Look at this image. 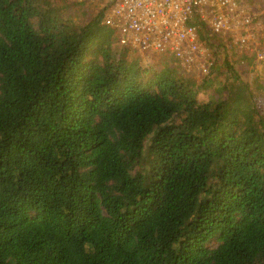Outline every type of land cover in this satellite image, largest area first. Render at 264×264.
<instances>
[{
	"label": "trees",
	"instance_id": "trees-1",
	"mask_svg": "<svg viewBox=\"0 0 264 264\" xmlns=\"http://www.w3.org/2000/svg\"><path fill=\"white\" fill-rule=\"evenodd\" d=\"M62 7L0 0V264H264V72L220 38L145 65Z\"/></svg>",
	"mask_w": 264,
	"mask_h": 264
},
{
	"label": "built area",
	"instance_id": "built-area-1",
	"mask_svg": "<svg viewBox=\"0 0 264 264\" xmlns=\"http://www.w3.org/2000/svg\"><path fill=\"white\" fill-rule=\"evenodd\" d=\"M102 8V22L141 56L175 57L201 76L220 38L250 57L252 75L264 72V0H105Z\"/></svg>",
	"mask_w": 264,
	"mask_h": 264
},
{
	"label": "rangeland",
	"instance_id": "rangeland-1",
	"mask_svg": "<svg viewBox=\"0 0 264 264\" xmlns=\"http://www.w3.org/2000/svg\"><path fill=\"white\" fill-rule=\"evenodd\" d=\"M49 1H51V0H49ZM69 1H70V3H67L66 0H54V2H56L57 6H59V7L63 6L62 8H64V9H66V5L67 6H72V4L75 3L76 7H78V4L80 3V0H69ZM88 2L91 5V7H90V9L92 11L91 15H95L97 13H100L99 9H101L102 10L101 12H103L104 9L102 7H105V0L99 1V7H96L97 5L93 4V3H90V1H88ZM80 11H82V12H80ZM85 12H87V7L86 6H83L81 9H76L74 11L75 18H77V20H79V19L82 20L83 16L81 14H83ZM81 23H82V21H81ZM231 52H229V51L225 52L224 50H222L221 55L222 56L229 55L230 58L232 59L234 57L231 55ZM143 60L144 61H142V63L145 64V65H152V64L154 65L155 62H156L157 65H159V64L164 63L166 60H168L169 62H171V63L175 64L176 66H178L180 72L185 73V74H187L189 76H192L190 73H186L185 72V69H184L182 63L175 57H169L167 55H165V56L164 55L163 56H156L154 54H148V55L145 56V58H143ZM233 60H235V59H233ZM252 72L253 71L251 70L250 71V76L247 79L248 81H250L249 82V87L251 89H253L254 91H256V92H259V89L263 86V83H259L258 78H259V76L262 73L256 74V75L255 74L252 75L251 74Z\"/></svg>",
	"mask_w": 264,
	"mask_h": 264
},
{
	"label": "clouds",
	"instance_id": "clouds-1",
	"mask_svg": "<svg viewBox=\"0 0 264 264\" xmlns=\"http://www.w3.org/2000/svg\"><path fill=\"white\" fill-rule=\"evenodd\" d=\"M141 56V55H140ZM141 58L143 59V58H145V56H141Z\"/></svg>",
	"mask_w": 264,
	"mask_h": 264
},
{
	"label": "crops",
	"instance_id": "crops-1",
	"mask_svg": "<svg viewBox=\"0 0 264 264\" xmlns=\"http://www.w3.org/2000/svg\"><path fill=\"white\" fill-rule=\"evenodd\" d=\"M143 56H145V55H143ZM143 60V59H142ZM144 61V60H143Z\"/></svg>",
	"mask_w": 264,
	"mask_h": 264
}]
</instances>
